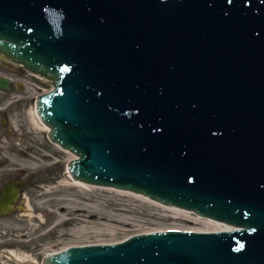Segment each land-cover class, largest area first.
Here are the masks:
<instances>
[{
  "label": "water",
  "instance_id": "95a60500",
  "mask_svg": "<svg viewBox=\"0 0 264 264\" xmlns=\"http://www.w3.org/2000/svg\"><path fill=\"white\" fill-rule=\"evenodd\" d=\"M0 54L51 79L34 109L72 178L233 225L40 264H264V0H0Z\"/></svg>",
  "mask_w": 264,
  "mask_h": 264
},
{
  "label": "rangeland",
  "instance_id": "374dc122",
  "mask_svg": "<svg viewBox=\"0 0 264 264\" xmlns=\"http://www.w3.org/2000/svg\"><path fill=\"white\" fill-rule=\"evenodd\" d=\"M0 74L10 78V90L23 98L15 113L22 118L21 129L13 131L10 140L18 150L19 164L28 161L33 174L22 178L28 186L20 207L0 217V264H40L43 254L67 245L113 242L144 231L213 230L192 221L190 214L178 215L137 195L74 183L66 169L72 156L48 139L33 114V95L51 88L50 79L29 75L21 63L8 57L6 62L0 59Z\"/></svg>",
  "mask_w": 264,
  "mask_h": 264
},
{
  "label": "flooded vegetation",
  "instance_id": "af4514ba",
  "mask_svg": "<svg viewBox=\"0 0 264 264\" xmlns=\"http://www.w3.org/2000/svg\"><path fill=\"white\" fill-rule=\"evenodd\" d=\"M5 77L7 78L6 88H0V195L3 188L7 187L11 197L6 212L0 214V217L10 213L16 207H20L25 192L23 190H26L25 187L28 186L22 178L25 176V180H27L33 175L28 166V161L26 164H19L18 150H14V145L11 144L12 139L10 140V138L13 131L21 129L19 125L22 118L16 116L15 113H19V104L22 103L23 98L10 90L12 81L7 75Z\"/></svg>",
  "mask_w": 264,
  "mask_h": 264
},
{
  "label": "bare ground",
  "instance_id": "6f19581e",
  "mask_svg": "<svg viewBox=\"0 0 264 264\" xmlns=\"http://www.w3.org/2000/svg\"><path fill=\"white\" fill-rule=\"evenodd\" d=\"M36 72H30L29 71V75H36L35 74ZM33 114H34V117H36V118H38V120L41 122L40 124H41V126H42V128L45 130V131H47L48 130V126L47 125H44V123L39 119V117H38V115H37V113H36V111H35V109H34V111H33ZM51 141V140H50ZM53 143H55L56 145H58V143H56V142H54V141H52ZM59 146V145H58ZM62 150H64V151H66V152H68L69 154H70V156H72V158H74V157H76V154H73V152H71L70 150H68L67 148H63V147H61V146H59ZM71 158V159H72ZM67 174H68V176L72 179V181L74 182V183H76V184H79V185H81V186H87V187H94V186H100V187H107V188H109V190H110V188L111 189H113V190H115V191H118L119 193L121 192V193H123V194H130V195H134V197L137 195V198H138V196L139 197H141L142 199L144 198V199H146L145 201H150L151 203L153 202V203H156V204H158V205H160V206H162L163 208L164 207H166V208H169V209H172L175 213H179L178 215H180V214H184V215H188V214H190V217L192 218V221L194 220L195 222L196 221H198V222H201V223H203L205 226H206V228L208 227V229H213V230H218V229H227V228H231V227H233V225H231V224H229V223H224V222H221V221H219V222H216V221H218V220H216V219H212V218H209V217H205V216H200V215H198L197 213H195L194 211H191V210H189V209H185V208H181V207H178V206H175V205H172V204H169V203H163V202H160V201H158V200H155V199H153V198H150L149 196H147V195H145V194H143V193H141V192H137V191H133V190H129V189H124V188H116V187H113V186H104V185H100V184H93V183H89V182H85V181H83V180H80V179H77V178H72L71 176H70V174H69V172H68V170H67ZM129 196V195H128ZM140 199V198H139ZM143 199V200H144ZM27 206H29L28 204H27ZM168 209V210H169ZM214 220V221H213ZM231 225V227L230 226H228V225ZM205 228V229H206ZM14 253V251H11V254H13ZM48 253V252H47ZM14 255V254H13ZM17 259H24V256L23 257H20V256H17V254H16V256H15ZM26 258V257H25Z\"/></svg>",
  "mask_w": 264,
  "mask_h": 264
}]
</instances>
